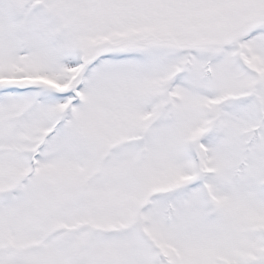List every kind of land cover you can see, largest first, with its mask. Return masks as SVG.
<instances>
[{
    "label": "snow or ice",
    "instance_id": "1",
    "mask_svg": "<svg viewBox=\"0 0 264 264\" xmlns=\"http://www.w3.org/2000/svg\"><path fill=\"white\" fill-rule=\"evenodd\" d=\"M0 264H264V0H0Z\"/></svg>",
    "mask_w": 264,
    "mask_h": 264
}]
</instances>
